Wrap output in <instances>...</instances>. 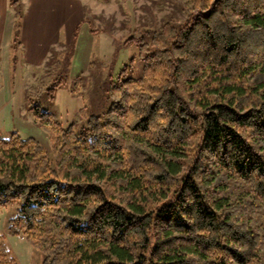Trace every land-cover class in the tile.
<instances>
[{
    "label": "trees",
    "instance_id": "trees-1",
    "mask_svg": "<svg viewBox=\"0 0 264 264\" xmlns=\"http://www.w3.org/2000/svg\"><path fill=\"white\" fill-rule=\"evenodd\" d=\"M9 4L22 57L24 6ZM181 10L129 39L137 58L110 77L103 114L64 125L43 111L32 99L50 75L26 102L51 149L0 137V214L12 207L9 231L40 242L42 264H264V0ZM0 264H18L2 234Z\"/></svg>",
    "mask_w": 264,
    "mask_h": 264
},
{
    "label": "rangeland",
    "instance_id": "rangeland-1",
    "mask_svg": "<svg viewBox=\"0 0 264 264\" xmlns=\"http://www.w3.org/2000/svg\"><path fill=\"white\" fill-rule=\"evenodd\" d=\"M80 1L86 3V20L76 29L73 43L58 47V51L52 50L42 66L26 62L17 49L10 52L11 45L9 57L7 53L1 54L0 137L6 138L18 131L23 136L34 137L50 150L47 133L27 112L26 97L30 92H34L42 82H47L51 75L52 80L43 92L32 99L43 111L55 114L64 125L82 123L90 115L103 114L112 106L108 91L110 77L115 78L132 58H137L138 46L134 39H129L134 36L149 38L168 20L181 21L185 17L181 10L184 0ZM73 50L79 52L75 72L66 70ZM54 57L63 63V67L59 66L58 71L47 75L46 71L54 66ZM141 68L137 59L131 71L139 76ZM62 71L69 76L68 83L58 87L54 97L50 98L47 88H51L55 78L65 76ZM80 73H83L82 81L75 83L74 79ZM12 212V207L8 206L0 214V234L9 250L18 264H42L41 243H33L23 233L9 231L8 219Z\"/></svg>",
    "mask_w": 264,
    "mask_h": 264
},
{
    "label": "crops",
    "instance_id": "crops-1",
    "mask_svg": "<svg viewBox=\"0 0 264 264\" xmlns=\"http://www.w3.org/2000/svg\"><path fill=\"white\" fill-rule=\"evenodd\" d=\"M9 3L10 0H0V56L7 53L8 57L15 21V10ZM22 3L24 19L21 56L26 62L40 67L52 50L73 43L76 29L86 20V3L80 0H22ZM78 53L73 50L70 66L72 72H75Z\"/></svg>",
    "mask_w": 264,
    "mask_h": 264
}]
</instances>
